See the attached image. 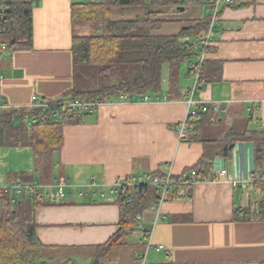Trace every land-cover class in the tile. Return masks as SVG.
<instances>
[{
    "label": "crops",
    "instance_id": "crops-1",
    "mask_svg": "<svg viewBox=\"0 0 264 264\" xmlns=\"http://www.w3.org/2000/svg\"><path fill=\"white\" fill-rule=\"evenodd\" d=\"M31 1L32 47L6 50L0 56V103L9 108H28L36 100L57 99L69 91L72 38L94 33L88 25L71 24V7L85 0ZM156 11L163 24L153 35L160 36L177 35L204 17L201 7L193 5L177 13L171 7L114 9L110 18L115 22L143 20ZM217 20L206 61L219 64L215 66L219 78L202 84L196 98L222 102V111L200 114L196 123L202 140L222 143L227 131L237 132L236 123L252 129L264 122V0L220 4ZM163 84L162 93L148 96V102L135 98L120 104L117 97H111L79 123L63 125V144L52 154L51 178L73 188L63 198L51 189L40 192L46 204L34 210L37 237L51 249L52 258L63 252V261L72 264L73 257L83 260L87 253L91 259L94 248L119 229L116 197L107 193L104 198L98 193L78 196L80 187L91 179L108 185L131 175L165 174L169 166L179 176L200 160L203 143H179L175 133L185 114L182 94L189 89L190 78L180 79L178 96H169ZM223 122L226 127L220 129ZM204 128L219 132L214 138L213 132L202 138ZM15 155L20 156L19 162L15 163ZM0 162V186L16 180L10 174L50 184L48 176L37 170L28 147L0 148ZM257 167L254 144L236 142L229 157L214 156L206 179L192 185L188 195L168 198L157 214L150 209L142 213L141 223L152 245L163 247L160 252L148 251L146 264L264 263V221L233 219L235 210L255 207L260 197L250 183L253 173L263 169ZM221 171H225L222 176ZM138 240L139 234L129 231L101 263L138 264V255L144 251Z\"/></svg>",
    "mask_w": 264,
    "mask_h": 264
},
{
    "label": "trees",
    "instance_id": "trees-1",
    "mask_svg": "<svg viewBox=\"0 0 264 264\" xmlns=\"http://www.w3.org/2000/svg\"><path fill=\"white\" fill-rule=\"evenodd\" d=\"M210 2L212 0H89L73 5L71 24L88 25L94 34L88 38H72V88L61 97L49 101L106 102L108 98L123 95L141 99L143 96L161 94L163 83H166L169 96H178L180 67L184 62L188 63L185 77L191 79V64L195 55L186 47L192 39L205 33L210 15L204 13V17L194 26L182 29L177 35L160 36L153 35L163 24V20L157 18V11L149 12L143 20L129 22L112 21L110 12L128 7H171L173 13H177L179 8L193 5L202 7ZM32 3L31 0L5 3L0 28L1 42L5 43L7 50H28L32 47ZM216 65L219 64L205 61L200 86L219 78ZM55 110L54 107L46 110L30 107L0 110V148H30L37 170L48 176L46 180L49 183L54 180L51 178L52 154L58 152L63 144V125L79 123L86 116L60 110V118L55 119L52 116ZM197 125L187 142L203 143V155L193 167L176 175L175 180L191 170L206 179L214 156L229 157L230 146L236 142H252L256 166L264 165V124L259 123L240 133L227 131L222 143L202 140L200 126ZM263 169L258 168V172ZM13 176L15 181L33 182L29 175ZM251 186L259 192L260 197L254 203L255 207L235 210V221H264V182L257 181ZM190 188L189 185H182L173 192L172 197H178L179 193L188 195ZM13 197L9 193L0 194V264H52V257L44 258L45 252L51 249L39 241L34 219L35 208L44 206L45 200L38 194L16 197L12 201ZM157 201L158 189L154 187L139 186L131 191H121L115 201L119 209V229L106 243L94 248L88 264H102L101 261L110 251L121 245L126 234L136 227L137 222L133 218L148 211ZM62 264L72 262L67 260Z\"/></svg>",
    "mask_w": 264,
    "mask_h": 264
},
{
    "label": "built area",
    "instance_id": "built-area-1",
    "mask_svg": "<svg viewBox=\"0 0 264 264\" xmlns=\"http://www.w3.org/2000/svg\"><path fill=\"white\" fill-rule=\"evenodd\" d=\"M15 0H1L0 3V19L2 18L3 13L6 10L5 3L13 2ZM237 0H212V2L207 3L201 7L203 13L210 15V20L207 26L205 33L199 37L194 38L189 42V45L186 49L195 54L192 64H191V86L187 91H185L182 95L184 98L185 105V114L181 122L178 124L176 129V137L179 143L187 142L193 134V129L198 120L200 114L212 113L217 114L221 112L222 102H205L196 98V94L200 90V77L203 65L206 61L207 50L211 48L215 41L216 29L218 27V17H219V7L220 4L224 5H232L236 3ZM2 38V29L0 28V56L1 54L7 50L5 43L1 42ZM2 76L0 74V82ZM158 99V98H157ZM135 100L134 97L131 96H121L118 98V102L120 104L132 103ZM142 102H148L149 97L143 96L141 98ZM105 105L104 101L96 100V101H81V100H71L65 101L62 103L51 102V101H41L36 100L30 108H37L46 110L49 108H56L53 113V118L59 119L60 114L59 111H68L74 113L76 115H92L96 113V111ZM6 105L0 103V110L6 109ZM33 122V121H31ZM264 122L261 121L260 125H263ZM225 171L219 172V175H224ZM175 177L172 172L170 166L167 168L165 174L157 175L155 173H142L135 176H128L125 178H117L112 181L110 184H98L94 180H90L87 184L80 187L78 192V196H86L88 194H99L101 198L107 196L117 197L119 193L131 191L134 188L139 186H148L154 187L158 189V201L156 205L150 207L154 213L160 209L162 203L168 200V198L172 197L173 192L182 185H189L190 187L195 183L201 182L205 180V177L197 174L195 170L188 171L184 175H182L179 180H175ZM262 181L264 182V171L255 172L251 176L250 183ZM73 186L69 185L66 182L59 183L57 180L51 181L49 185H43L37 182H32L30 184L22 183L21 181H13L9 182V184L0 187V194L9 193L14 195L12 201L16 197L20 196H30L35 195L41 192L46 193L47 190H54V193L57 197L63 198L66 191L71 190ZM102 189V190H101ZM105 189V191L103 190ZM101 190V191H99ZM99 191V192H98ZM107 193V194H106ZM182 193H179L181 197ZM141 215H137L133 218L135 222H137L136 227L131 230L132 233L139 234V240L137 242L138 245L144 247V251L138 255V264H146V255L148 251L153 250L155 252H160L162 250V246L152 245L150 239V233L145 229L144 225L141 223Z\"/></svg>",
    "mask_w": 264,
    "mask_h": 264
},
{
    "label": "rangeland",
    "instance_id": "rangeland-1",
    "mask_svg": "<svg viewBox=\"0 0 264 264\" xmlns=\"http://www.w3.org/2000/svg\"><path fill=\"white\" fill-rule=\"evenodd\" d=\"M86 2L87 1H89V0H85ZM92 34H94V33H91V35ZM187 65H188V63L187 62H184L182 65H181V67H180V76H181V80H183V79H185V73H186V69H187ZM164 73H166V68H164ZM165 75V74H164ZM190 82L192 83V80L190 79ZM191 86V85H190ZM239 122V121H238ZM233 125H234V123H233ZM235 130L237 131V132H242L243 131V129H244V126H245V124L243 123V122H239V123H236L235 125ZM252 126H254V125H252ZM223 127H226V123L225 122H223L222 123V126H220V129H223ZM255 127V126H254ZM207 128H209V127H207ZM214 131V129L213 130H210V132L212 133ZM204 133L202 134V138L203 137H207V135H208V133H210L209 131H207V129L206 128H204V131H203ZM217 132H219V131H215V132H213V136L211 135V138H214V137H216V133ZM20 157V156H19ZM19 157L18 156H16L15 155V159L17 158V160H15L14 159V157H13V159H14V161H15V163L16 162H19ZM1 164H2V162H0ZM14 163V164H15ZM262 167H264V165H262ZM11 173H13V172H11ZM14 175V174H13ZM12 174H10V176H13ZM16 175V174H15ZM1 187V186H0ZM53 253V252H52ZM61 253V255L60 256H56V257H53V260H54V262L52 263V264H62L64 261H63V256H62V253L63 252H60ZM69 254V253H68ZM90 254H88L87 253V255H86V258L85 259H79V257L77 258V259H75L74 257L72 258V260H73V264H88L89 262H90V257H88ZM48 256H50L51 257V252L49 251V252H45V256H44V258L45 259H47L48 258Z\"/></svg>",
    "mask_w": 264,
    "mask_h": 264
},
{
    "label": "water",
    "instance_id": "water-1",
    "mask_svg": "<svg viewBox=\"0 0 264 264\" xmlns=\"http://www.w3.org/2000/svg\"><path fill=\"white\" fill-rule=\"evenodd\" d=\"M180 10H183V8H180ZM232 147H233V145L230 146V148H232Z\"/></svg>",
    "mask_w": 264,
    "mask_h": 264
}]
</instances>
